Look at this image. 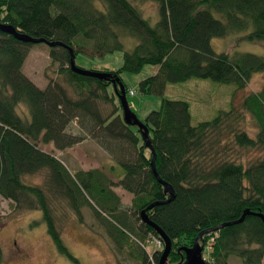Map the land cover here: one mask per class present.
<instances>
[{
  "label": "trees",
  "instance_id": "obj_1",
  "mask_svg": "<svg viewBox=\"0 0 264 264\" xmlns=\"http://www.w3.org/2000/svg\"><path fill=\"white\" fill-rule=\"evenodd\" d=\"M142 1L158 4L155 25L128 0H0V24L11 26L20 37L60 43L50 47V57L60 64L64 76L63 83L50 81L40 89L22 71L33 43L0 29V196L14 204V215L40 210L58 252L76 264L80 260L56 227L50 193L70 200L79 219L82 204L90 206L106 223L117 247H131L130 254L140 264H159L163 252L146 251L148 238L160 236L142 221L141 212L153 202L169 200V189L172 200L146 211L172 241L166 264H183L186 250L202 231L239 220L246 210L264 215V156L249 165L235 157L241 149L264 152V86L244 97L239 109L220 110L197 125L192 124L187 101L164 96L168 83L193 78L243 90L254 74L264 72V57L217 53L211 43L214 38L244 33L240 41L264 44V0ZM118 28L138 39L133 50L124 52L121 69H92L108 75L102 80L71 70L70 50L89 56L123 50ZM145 66L159 68L140 85L142 92L161 96V107L141 120L149 130L153 151L139 128L124 122L118 98L120 85L126 96L129 93L121 73L137 74ZM99 101L114 104L121 113L103 116ZM246 115L255 136L242 126ZM75 119L102 147L120 153L124 174L117 184L98 168L71 173L39 147L53 143L57 150H65L81 142L83 136L67 131ZM154 156L156 172L167 187L152 169ZM43 170L50 175L48 186L25 182L27 176ZM115 185L133 194L130 207L123 206ZM82 189L113 221L81 199ZM255 214L199 240L203 252L211 239L214 242L206 264H230L231 257L243 264L263 263L264 221ZM3 224L0 216V230Z\"/></svg>",
  "mask_w": 264,
  "mask_h": 264
},
{
  "label": "rangeland",
  "instance_id": "obj_2",
  "mask_svg": "<svg viewBox=\"0 0 264 264\" xmlns=\"http://www.w3.org/2000/svg\"><path fill=\"white\" fill-rule=\"evenodd\" d=\"M137 8L139 13L151 25L159 20L158 4L144 2L142 0H128ZM103 10V6L99 4ZM120 34L123 50L108 53L104 56H89L84 52L77 53L75 63L85 70H119L124 64V52L131 51L138 44V39L131 37L123 29H117ZM244 33L227 35L224 38H214L212 47L217 53H251L264 57V44L261 42L240 41ZM157 66H145L140 73L123 71L121 77L129 92L127 100L130 108L140 120H144L151 112L161 107V96L144 93L140 89L141 82L158 73ZM23 74L28 77L40 89H45L50 81L64 82V76L60 72V64L54 63L50 57V47L46 43L33 44L22 68ZM264 86V72L252 76L249 84L243 90H238L233 84H221L209 79H190L181 83H168L164 96L172 100L187 101L190 105L192 124L213 119L220 110H230L232 107L240 108L247 95L258 92ZM110 89L109 92H112ZM69 92L73 91L69 88ZM21 109L25 107L21 106ZM98 107L103 116L113 113H121L115 110V105L103 101L98 102ZM25 110V109H24ZM246 123L243 128H248L251 136L256 131L252 129L250 117L246 115ZM67 131L77 136H83V140L65 150H57L53 143L40 144L39 147L53 154L74 173L78 170L101 169L117 184L123 170L119 166L121 155L118 151H109L101 146L99 140L83 130L75 119L67 128ZM119 153V154H118ZM264 152L241 149L235 156L239 162L249 165L256 159L263 157ZM50 175L43 170L35 175L27 176L25 182L33 185L48 186ZM83 190V189H82ZM113 190L120 196L124 207H130L133 194L127 192L121 186L115 185ZM51 206L54 210L56 227L74 256L81 264H140L130 252L131 247H117L109 236L106 223L98 217L95 211L87 204L81 206V216L75 214L71 202L62 196L49 195ZM85 198L92 206L99 210L93 198L83 190L81 199ZM14 204L0 196V216L4 218V224L0 230V246L3 253V264H76L72 260L61 255L55 247L47 232V225L43 220L40 210L26 211L21 215H14ZM101 211V210H99ZM102 212V211H101ZM103 213V212H102ZM111 221V215L103 213ZM213 239L207 245L202 254L208 261V254L213 245ZM146 251L152 255L159 248L154 237H149L144 244ZM209 246V247H208ZM230 264H243L237 257L229 259ZM264 264V260L263 263Z\"/></svg>",
  "mask_w": 264,
  "mask_h": 264
},
{
  "label": "water",
  "instance_id": "obj_3",
  "mask_svg": "<svg viewBox=\"0 0 264 264\" xmlns=\"http://www.w3.org/2000/svg\"><path fill=\"white\" fill-rule=\"evenodd\" d=\"M0 29L3 32L11 34V35H13V36L17 37L18 39L23 40L25 42H31L33 44L46 43L49 47H54V46H57L60 44L58 42L45 41L44 39H40V38L20 37L19 34L11 26H6V25L0 24ZM70 54H71L70 68L73 72L80 74V75H83V76L98 78L100 80L107 78L108 75L103 73V72L93 71V70H85V69L79 68L75 63L76 55L74 54V52L72 50H70ZM120 88H121V92L118 93V98L120 100L121 107L123 110L124 122L127 125L137 126L139 128V130L141 131L143 140L146 142V146L152 150L151 142L148 139L149 130H148L147 126L136 116V114L130 108L124 86L120 85ZM151 165H152V169H153L155 176L157 177L158 181L161 184H163L165 187H167V185L159 178V175L156 172L155 156L152 160ZM169 192L172 195V197L169 200L164 201V202H153L144 211L141 212L142 221L145 224H148L149 226L154 228L157 231V233L159 234V236L164 241V249H163V252L160 256L159 264H166V261L170 255L171 250H172V241L156 224H154L153 222H151L148 219V217L146 216V211L153 208L154 206L162 205V204L168 203L170 200H172L173 194H174L173 190L169 189ZM252 214H255V213H252V212L246 210L239 220H236L234 222L224 223V224L220 225L219 227L211 229V230L202 231L197 236L195 243H194V246L192 248L186 250L185 262L183 264H206V260L202 256L203 250H202V247L199 245V240L204 235L208 234L211 231H218V230L222 229L223 227L242 223L244 221V219L246 218V216L252 215ZM255 215L259 216L264 221V215H262L260 213L255 214Z\"/></svg>",
  "mask_w": 264,
  "mask_h": 264
},
{
  "label": "bare ground",
  "instance_id": "obj_4",
  "mask_svg": "<svg viewBox=\"0 0 264 264\" xmlns=\"http://www.w3.org/2000/svg\"><path fill=\"white\" fill-rule=\"evenodd\" d=\"M154 241L156 242V244H164V241L161 237L160 238L154 237Z\"/></svg>",
  "mask_w": 264,
  "mask_h": 264
},
{
  "label": "built area",
  "instance_id": "obj_5",
  "mask_svg": "<svg viewBox=\"0 0 264 264\" xmlns=\"http://www.w3.org/2000/svg\"><path fill=\"white\" fill-rule=\"evenodd\" d=\"M131 95H134L135 94V92L134 91H130L129 92ZM158 245V247L159 248H161V247H163L164 246V244H157ZM209 247V246H208Z\"/></svg>",
  "mask_w": 264,
  "mask_h": 264
}]
</instances>
